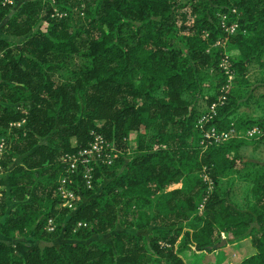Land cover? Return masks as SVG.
Instances as JSON below:
<instances>
[{
  "label": "trees",
  "instance_id": "1",
  "mask_svg": "<svg viewBox=\"0 0 264 264\" xmlns=\"http://www.w3.org/2000/svg\"><path fill=\"white\" fill-rule=\"evenodd\" d=\"M79 2L27 0L10 13L11 4L0 0V30L16 37H0V167L8 171L7 181L0 176V230L37 240L0 237V264H208L205 258L228 243L242 252L229 264H264V162L240 151L264 141V130L203 148L197 127L229 80L220 65L227 56L236 77L208 123L264 129L263 118L239 112L264 86V0ZM223 15L238 23L235 32L225 31ZM220 38L225 46L216 44ZM79 42L90 63L75 80L37 78L53 63L65 64ZM258 97L264 101V91ZM94 133L115 142L118 155L93 163L92 186L82 173L70 183L88 200L76 209L60 206L67 153L87 146ZM203 167L215 183L211 191L199 175ZM236 173L248 181L242 199L228 178ZM179 175L184 184L168 189ZM117 223L152 228L89 239ZM63 228L69 240L57 246Z\"/></svg>",
  "mask_w": 264,
  "mask_h": 264
},
{
  "label": "rangeland",
  "instance_id": "2",
  "mask_svg": "<svg viewBox=\"0 0 264 264\" xmlns=\"http://www.w3.org/2000/svg\"><path fill=\"white\" fill-rule=\"evenodd\" d=\"M25 1H27V0H10L9 1V3L11 4L10 13L13 10H15L19 5L23 4ZM51 1L55 3V0H51ZM79 1H80L79 7H83L84 6L83 0H79ZM53 7L57 12H61V11H59V7L57 5L54 4ZM82 13H83V11H81V14ZM225 31L228 34H230V31H227V30H225ZM0 37H7V38H10L12 40L16 39L15 36L6 35V33H4L1 30H0ZM78 44H79V50L76 53H74L65 64H57V62H55V63H53L52 66H48L47 69L44 71V73H41L39 76H37V78L38 79H46L48 77H53V78H56L60 81H62V80H65V81L75 80L78 71L81 69H84L90 63L89 58L85 54V52L87 51L86 44L83 42H79ZM216 44H220V45L225 46L226 42L224 43V41L220 38V39H217ZM50 56L51 55H49V58H50ZM221 62H226V64L229 66L227 56H224L223 59H221ZM259 72H260V69H258V68L254 69L252 71V74L250 75L251 80H254V78H256V75ZM235 77H236V73L231 70L230 75H229V80L227 82L228 84L221 85L219 87L220 88V95L218 97H219L220 102L217 105V110H216L217 112H218V107L220 106V104H224L228 100V97L225 96L227 94H225L224 92H226V91L228 92L229 89L233 86ZM261 91H264V86H262L256 90L254 96L250 99V102L248 104H243L240 107L239 112L241 114L248 115V116H254V117H258V118L261 117L264 119V101L259 99V97H258V93ZM204 109L205 110L201 113V116L198 119V122H200V124H202V127H203V130L200 129L202 137H204V134H206V133L211 134V132L213 131L212 130L213 125L211 123H208V120H209L208 118L210 117V115L208 113L210 111L212 112L211 106L209 104H207V106ZM217 112H216V114H217ZM56 126H60V123L57 122ZM231 128H234V129L230 130ZM217 129L219 131L218 134L220 135V140L224 139V136H223L224 134H227L228 139H229L232 136H246L247 137V136H254V134L256 136L258 134H261L264 130L263 125H261L259 123H255L249 127L240 128V129L235 128L234 126L228 128L226 130L217 126ZM254 130H256V131H254ZM224 132H227V133H224ZM250 132H253V135H250L251 134ZM47 134L48 133H46V135L41 137V139L43 141H46V138L48 136ZM210 136L211 135H209V136L206 135V138H204L203 142L201 141L200 144L203 148H207L210 145L217 144L216 141H218V140L215 141L214 139L210 138ZM73 141L74 142L76 141L75 136H73ZM127 141H128L127 146L129 149L136 146L134 136L129 137ZM105 144L107 146V148H106L107 155H105V156H107V158L104 159L105 160L104 162L107 161V163L110 164V163L114 162L115 156L118 155V151L120 148L118 147V145L115 142H112V143L106 142ZM121 151H122V148H121ZM240 151H241L244 159H248L250 161L259 162V163L264 162V141H259L257 144L251 143V142L248 144H243L241 146ZM20 158H21L20 155H18L16 157L17 160H20ZM127 158L128 157L125 156L124 160H127ZM94 162H96V161H94ZM12 164L13 163H11L10 166H12ZM81 170H82V167H77V169H75L74 171L72 169L69 170V168H67V173L62 174L61 177L64 178V177L68 176V178H70V181L72 183L75 181V176H77L79 174V172H81ZM245 172H248V171L244 170V173ZM199 175L202 176L203 180L207 182L208 190L211 191L215 187V183H214L213 179H211L208 170L205 167H203V169L200 170ZM0 176H2L7 181L8 171L4 170L2 167H0ZM228 178L234 180L233 193H234V195H236L235 198L242 199V196L245 195V193L248 191V189H247L248 188V181L245 179L246 174L242 175V174L236 173V174L230 175ZM183 184H184V180H182V176L179 175L178 178L176 179V181H174L172 184H170L167 188L168 189L176 188V187L182 186ZM66 186L74 191L73 196H71V194L69 192L70 190L68 191ZM66 186H62V188L59 189L62 192V194H64L67 198V200L65 202L62 201L60 206H65V205L69 204L72 206L73 209H76L78 207V205L81 203V201L88 200L87 197L83 196L82 193L77 192L73 187L69 186L68 184H66ZM7 187H8V183H7ZM2 189H3V184H2V182H0V200H2L3 195H4ZM13 204H14L13 200L12 201L10 200L8 202L9 206H12ZM200 208H202V206H200ZM1 221H2V218H0V226H1ZM77 225H81V223H77ZM48 226H50V227H48ZM46 227L49 230L55 229V227H56L55 219L52 218L50 221H48ZM151 228L152 227H149L146 229H137L134 227L133 228H125L120 223H117L114 228H112L111 230H109L107 232L93 233L89 239H92V238H100V239H104V240L112 239L113 234L116 231H120V230H132V231H135L137 233H149ZM19 234L20 233L18 231H16V232L12 231L10 234L5 236V234L3 232H1V230H0V237L4 236L6 238V240H8L12 243L16 242L17 240H28V241H34V242L37 241L31 235V233L25 234V235L24 234L19 235ZM65 240H69V238L65 236L64 228H63L61 233L57 237H55L53 239V241L56 243L57 246H59L60 243L65 241ZM234 252H238L239 254L234 253ZM241 253L242 252H241L240 245L235 244V243H228V245H225L221 249H219L218 253H217V251H215V252L209 254L208 258H205L206 259L205 262L208 264H229V262L231 260L232 261L240 260L239 258L242 257ZM235 254H237L236 256L239 255V257L234 258ZM195 256L197 258L199 257V255H195Z\"/></svg>",
  "mask_w": 264,
  "mask_h": 264
},
{
  "label": "built area",
  "instance_id": "3",
  "mask_svg": "<svg viewBox=\"0 0 264 264\" xmlns=\"http://www.w3.org/2000/svg\"><path fill=\"white\" fill-rule=\"evenodd\" d=\"M5 1L9 2L10 0H5ZM222 25L224 26L225 30L230 31V33L235 32L237 27H238V23L236 21L228 23L225 15H223V17H222ZM221 66L224 68L225 72L230 75L231 69L226 64V62H221ZM226 84H228V83H226ZM225 96H227V95H225ZM219 102H220V100L218 97L216 100L212 101L209 104L211 106V110H212V112L210 111L208 113L210 115V117L208 118L209 120H211L215 116V114L217 112L216 111L217 105ZM212 125H213V127H212L213 131L211 132V134L210 133L204 134V137L201 138L202 142H203L204 138H206V135L207 136L211 135L210 138L214 139L215 141L218 140V141H216V143L223 142L224 140L228 139V135L224 134L223 135L224 139L220 140V135L218 134L219 131L217 129V126L215 124H212ZM197 127H199L200 129L203 130L202 124H200V122H197ZM232 129H234V128H231L230 130H232ZM254 131H256V130H254ZM224 133H227V132H224ZM250 133H251L250 135H253V132H250ZM106 142H108V141L106 140V138L103 136L102 133H94V138L91 140V142L87 146L79 149L77 152L67 153V159H68V163H69L67 168H69V170L72 169L74 171L75 169H77V167H82V170L79 173H82V175H83V177H84V179H85V181L89 187L92 186V182H93V175H94V170H93L94 164L93 163H94V161L99 160V159L102 161H105L104 159L107 158V156H105V155H107V153H106L107 146L105 144ZM0 146H1L0 150H2L3 144L0 143ZM59 181H60L59 189H61L62 186H66V184H68L70 186V183H71L70 178H68V176L64 177V178L61 177ZM67 189H68V191L70 190L69 192H70L71 196H73L74 191L68 187H67ZM59 192L63 198V201L65 202L67 200L66 196L64 194H62V192L60 190H59ZM67 205H69V204H67ZM69 206H71V205H69ZM51 219L52 218H50L48 221H50ZM79 223H82V222H79ZM48 227H50V226H48Z\"/></svg>",
  "mask_w": 264,
  "mask_h": 264
},
{
  "label": "water",
  "instance_id": "4",
  "mask_svg": "<svg viewBox=\"0 0 264 264\" xmlns=\"http://www.w3.org/2000/svg\"><path fill=\"white\" fill-rule=\"evenodd\" d=\"M225 241H226L225 239L222 240L223 243H224Z\"/></svg>",
  "mask_w": 264,
  "mask_h": 264
}]
</instances>
